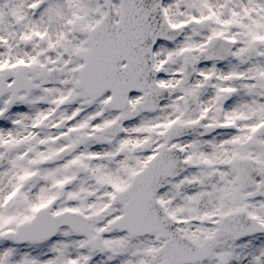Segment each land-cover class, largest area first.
<instances>
[{"label": "snow or ice", "instance_id": "1", "mask_svg": "<svg viewBox=\"0 0 264 264\" xmlns=\"http://www.w3.org/2000/svg\"><path fill=\"white\" fill-rule=\"evenodd\" d=\"M0 264H264V0H0Z\"/></svg>", "mask_w": 264, "mask_h": 264}]
</instances>
